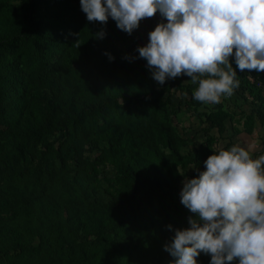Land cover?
Listing matches in <instances>:
<instances>
[{"label": "trees", "instance_id": "trees-1", "mask_svg": "<svg viewBox=\"0 0 264 264\" xmlns=\"http://www.w3.org/2000/svg\"><path fill=\"white\" fill-rule=\"evenodd\" d=\"M161 20L129 36L111 19L89 23L80 0H0V264H173L167 226L192 215L183 180L264 127V73L234 57L240 85L219 104L125 59Z\"/></svg>", "mask_w": 264, "mask_h": 264}, {"label": "clouds", "instance_id": "clouds-1", "mask_svg": "<svg viewBox=\"0 0 264 264\" xmlns=\"http://www.w3.org/2000/svg\"><path fill=\"white\" fill-rule=\"evenodd\" d=\"M80 7L89 23L111 19L129 36L159 13L166 23L148 33L138 57L125 59L145 60L160 85L189 77L201 103L219 104L239 88L233 57L239 71L264 73V0H80ZM105 36L102 28L95 38ZM180 202L192 215L187 228L167 226L174 236L164 251L173 264H198L201 254L209 264H264V154L220 148L197 177L183 180Z\"/></svg>", "mask_w": 264, "mask_h": 264}, {"label": "crops", "instance_id": "crops-1", "mask_svg": "<svg viewBox=\"0 0 264 264\" xmlns=\"http://www.w3.org/2000/svg\"><path fill=\"white\" fill-rule=\"evenodd\" d=\"M232 142L245 147L253 158L264 154V127L255 130L253 135L243 133L232 138Z\"/></svg>", "mask_w": 264, "mask_h": 264}, {"label": "rangeland", "instance_id": "rangeland-1", "mask_svg": "<svg viewBox=\"0 0 264 264\" xmlns=\"http://www.w3.org/2000/svg\"><path fill=\"white\" fill-rule=\"evenodd\" d=\"M161 22H165L166 23V20H161V21H156V24L155 26L158 24V23H161ZM154 26V27H155ZM154 30V29H153ZM148 41H144L143 43V46H145L147 44ZM185 79L189 80L190 78L189 77H186L184 76ZM183 118L184 120H182L183 122V125H186L188 127H191L193 129V127L195 128V131L193 132V136L196 137V138H200L201 137V127L199 126V123H198V120L196 119V117H190L188 114L186 115H183ZM199 132V134H198ZM182 187H183V184H182Z\"/></svg>", "mask_w": 264, "mask_h": 264}]
</instances>
